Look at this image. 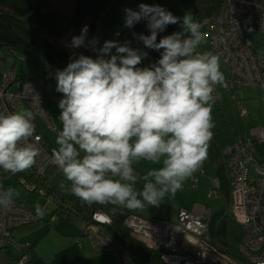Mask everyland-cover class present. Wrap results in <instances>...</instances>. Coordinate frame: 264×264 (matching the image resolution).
I'll list each match as a JSON object with an SVG mask.
<instances>
[{
    "label": "clouds",
    "instance_id": "obj_1",
    "mask_svg": "<svg viewBox=\"0 0 264 264\" xmlns=\"http://www.w3.org/2000/svg\"><path fill=\"white\" fill-rule=\"evenodd\" d=\"M125 14V27L146 21L150 34L137 39L160 58L141 67L148 53L130 42L108 40L97 47L96 37L88 39V25L72 36L69 48H91L98 55L74 52L56 71L61 129L49 160L68 182L60 183L62 191L89 207L109 208L112 215L159 207L183 189L208 155L216 87H229L220 56L200 51L208 34L190 13L177 17L160 5L141 3ZM175 24L182 31L157 41ZM35 119L30 108L0 113L3 172L16 175L37 163ZM142 162L155 166L141 174L136 166ZM20 196L17 188L0 183V211L10 210ZM35 213L45 214L38 202Z\"/></svg>",
    "mask_w": 264,
    "mask_h": 264
},
{
    "label": "built area",
    "instance_id": "obj_2",
    "mask_svg": "<svg viewBox=\"0 0 264 264\" xmlns=\"http://www.w3.org/2000/svg\"><path fill=\"white\" fill-rule=\"evenodd\" d=\"M203 23L208 34L209 51L217 53L231 68L227 80L229 89L255 87L264 92V49L256 47L250 37L253 29L264 34V0H225L215 15L204 17ZM136 42L137 33L133 32ZM4 58L0 54V113H11L30 108L36 113V136L34 141L40 149L37 163L30 171L43 174L51 166L52 150L42 143L41 125L55 130L49 105L58 102L56 71L53 69L41 73L37 80H19L12 68L4 67ZM62 70V69H59ZM235 99L238 95L233 94ZM44 110V111H41ZM243 115L248 114L241 107ZM262 148V149H261ZM222 155L229 176L232 216L243 228V236L234 254L216 247L209 242V217L186 209H180L176 222L154 221L141 215L131 214L125 219V225L132 234L148 247L161 250L163 264H264V128L252 136H242L222 147ZM4 176L0 172V183ZM193 185L197 176H191ZM27 190L35 185L22 180ZM46 202L59 203L58 196H46L40 190ZM214 191H210L212 196ZM105 216V219H99ZM54 220L57 215L53 216ZM35 208L25 200L16 199L10 210L0 211V250L14 243V232L27 225L40 221ZM113 223L106 212L96 210L92 222L84 224L77 241L84 247L82 237L87 236L93 250L109 252L115 257L116 264H147L138 255L127 249L109 231L107 226ZM22 247L23 243L16 242ZM27 251L19 259L20 264L31 260Z\"/></svg>",
    "mask_w": 264,
    "mask_h": 264
},
{
    "label": "trees",
    "instance_id": "obj_3",
    "mask_svg": "<svg viewBox=\"0 0 264 264\" xmlns=\"http://www.w3.org/2000/svg\"><path fill=\"white\" fill-rule=\"evenodd\" d=\"M73 1V12L70 15L60 11L49 0H0V54L4 58V65L6 57L14 58V62L9 68L16 71L19 80H37L41 73L65 68L74 52L77 56L81 53L90 56L91 48L72 49L67 46L69 44L68 40H65L69 38L71 41L72 36L79 35L84 25L89 26L88 39L91 40L93 37H96L100 45L106 37L110 19L119 6L125 9L139 10L141 3L160 5L164 0ZM171 1L176 2L188 12L204 18L217 14L225 0ZM132 28L137 34L143 33L147 35L150 33L146 26V21H141ZM19 57L27 63V73L21 74L15 69L17 58ZM239 99L238 96L236 100L239 101ZM60 129L61 123L60 126H56L55 130H49L44 125H41L42 143L46 149L52 150L56 147L55 140ZM222 147L220 149L214 148L210 143L209 151H216V153L222 154ZM136 167L141 174L147 171L139 165ZM0 172L4 176V179L9 176L16 178L20 183L22 180H25L26 183L35 185V189L32 191L28 190L29 194L22 199L33 207L42 195L40 190H43L46 196H58L59 203L55 205L56 207L53 211V216L57 215L56 220L60 218L72 220L74 217H77L84 222H92L94 211L100 210L106 212L113 220V223L107 226L109 233L127 249L136 253L147 264H163L161 258L162 251L148 247L141 240L137 239L132 234L130 228L125 225V219L131 214L140 215L139 211L129 212L123 210L122 215L119 213L112 215L109 208L99 205L89 207L83 204L75 196L60 189L59 185L62 181L66 186H68V182L64 179L62 172L53 165L43 174L30 170L16 175L3 172V170H0ZM209 223L210 229H212L215 223L212 218L209 220ZM209 242L223 249L220 243L215 242L210 237ZM34 245L35 243L30 244V247L27 245L29 247L27 251L35 253ZM33 254H31L32 257Z\"/></svg>",
    "mask_w": 264,
    "mask_h": 264
},
{
    "label": "crops",
    "instance_id": "obj_4",
    "mask_svg": "<svg viewBox=\"0 0 264 264\" xmlns=\"http://www.w3.org/2000/svg\"><path fill=\"white\" fill-rule=\"evenodd\" d=\"M160 6L171 11L177 17H183L185 14H188L187 10L183 9L176 2L171 0H164L161 2ZM194 21L203 20V17L196 14L190 13ZM125 8L119 6L113 13L110 22L107 27L106 37L98 47H102L103 43L108 40H119L121 43L130 42V46L133 48H138L144 52L148 53L147 58L142 61L141 67L149 66L152 63H155L161 56V53L153 49L145 48L143 42H136L133 38V28L125 27ZM203 22V21H202ZM203 24L202 31H206V27ZM182 31V28L179 24L169 25L164 32L158 34L157 41L166 35H170L174 32ZM117 33H119L117 35ZM150 34V33H149ZM147 34V35H149ZM162 51V50H161ZM200 51H209V42L208 39L205 44L200 48ZM115 49H113V54ZM98 55L97 52L91 51V57L96 58ZM221 70L226 76V80L231 76V68L220 58ZM11 65H6L9 68ZM5 67V68H6ZM48 98L51 101V92L55 93L56 88L54 86L49 87ZM218 90V86L216 87ZM59 99H62V94L57 92ZM215 102H217L216 94L214 92ZM59 103L52 102L50 104V110L52 109L53 104ZM51 113V112H50ZM222 141L217 137V134L213 132V137L211 144L214 148H221L223 145L231 142ZM139 166L144 167L148 170L149 167H154L155 165H150L147 162H142ZM192 176H197L198 181L195 185L191 180V177L184 182L183 189L178 191L174 197L166 198L165 202L159 207H145L143 210H139V214L147 219L154 221H169L176 222L178 212L180 209H186L188 211L205 215L213 219L214 227L210 229L209 237L215 242L220 243L223 246V242L216 235L215 231H222L228 234V209L231 207L230 199V186H229V176L226 164L224 162V157L222 154L216 153V151H209L207 158L204 160L202 168L195 172ZM210 191H214L212 196H209ZM40 199V198H39ZM39 203V200L37 201ZM37 204V203H36ZM42 208L47 209V203H39ZM54 205V209H55ZM35 208V206H34ZM46 216L41 217L40 221L37 223L27 225L21 229H18L14 232V243L10 244L5 250H0V264H20L19 259L21 256L27 252L29 245L35 243L34 250L32 251L33 257L27 264H67V259L74 257L73 262L81 261V259L90 257V253L86 250V245L80 248L77 245V238L81 232V229L84 225L75 224V217L72 220L66 218H60L54 220L53 211ZM73 223V224H72ZM53 227V232L51 234L58 237H67L71 240L70 245L65 247L62 244L53 245L52 250H45L42 246L40 247V237L38 236L37 231L41 228H49V233ZM19 231V235L17 234ZM30 231V235H27L26 232ZM49 235V234H47ZM16 242L23 243V246L20 247ZM39 243V244H38ZM29 247H28V246ZM225 246L223 249L225 250ZM229 252V251H228ZM234 254L233 252H229Z\"/></svg>",
    "mask_w": 264,
    "mask_h": 264
},
{
    "label": "rangeland",
    "instance_id": "obj_5",
    "mask_svg": "<svg viewBox=\"0 0 264 264\" xmlns=\"http://www.w3.org/2000/svg\"><path fill=\"white\" fill-rule=\"evenodd\" d=\"M52 5L56 6L60 11L72 14L73 12V0H49ZM203 20L199 22L202 24ZM203 25V24H202ZM251 39L254 41L257 48L260 50L264 49V34L255 29L250 33ZM70 43L69 38L65 39ZM14 58L6 57V63L13 64ZM15 69L18 73L24 74L28 72V66L25 60L22 58H17V63ZM217 102L212 105V123L214 127L212 132L217 134V137L222 141L236 140L237 138L248 135L252 136L261 128H264V92L255 88V87H238L234 90L229 88H223L218 86V90H215ZM232 94L239 96V101L234 99ZM241 107H246L248 110L247 115H243L241 112ZM52 120L55 126H60L59 116L61 110L58 107V103L53 104L52 109L50 110ZM2 184L7 186H13L21 192L19 200L24 199L29 191L27 187L22 185L14 177H6ZM39 203H47V209H45L44 217L54 209V203L46 202V197L42 196L39 199ZM228 234L222 231H215L216 235L219 236L225 246V250L229 252H236L238 250V243L243 236V228L238 221L232 216V207L228 209ZM75 224H86L83 220L75 217ZM73 224V223H72ZM49 228H41L37 231L38 236L40 237V247L42 246L45 250H52L53 245L62 244V246H69L70 241L67 237H58L51 234L54 230L51 227L50 232ZM82 230V229H81ZM17 232V231H16ZM19 235V231L17 233ZM27 235H30V231L26 232ZM49 234V235H47ZM84 239V240H83ZM82 240L85 242L86 250L89 251L90 257L82 258L81 261L73 262L74 257L67 259V264H116L115 257L112 253L109 252H98L93 250L91 243L87 236L82 237ZM38 243V244H39ZM77 245L80 247L78 241ZM81 248V247H80Z\"/></svg>",
    "mask_w": 264,
    "mask_h": 264
}]
</instances>
